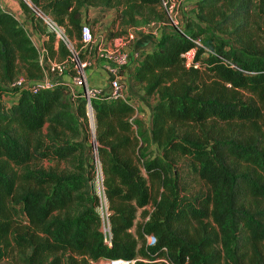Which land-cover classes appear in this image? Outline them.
Instances as JSON below:
<instances>
[{"label":"trees","instance_id":"1","mask_svg":"<svg viewBox=\"0 0 264 264\" xmlns=\"http://www.w3.org/2000/svg\"><path fill=\"white\" fill-rule=\"evenodd\" d=\"M29 1L80 50L86 7L114 8L121 26L159 24L154 49L132 70L156 103L148 130L127 100H91L107 246L82 135L81 123L91 137L86 101L57 83L2 104L18 68L34 80L43 71L25 30L0 8V264H264V0H196L184 27L171 25L161 0ZM39 31L50 58L68 61L65 46L55 53L54 37ZM191 49L197 68L182 57ZM185 170L198 189L188 191Z\"/></svg>","mask_w":264,"mask_h":264},{"label":"built area","instance_id":"2","mask_svg":"<svg viewBox=\"0 0 264 264\" xmlns=\"http://www.w3.org/2000/svg\"><path fill=\"white\" fill-rule=\"evenodd\" d=\"M179 1L181 0H161L162 6L167 12V15L170 18L171 25L174 27L176 26V22L172 19L175 18V14L177 12V7L179 5ZM196 0H193L195 2ZM22 2L34 12L36 17L42 21L47 32L51 34L56 41L65 45L68 49L70 54L69 60L61 63L57 62H48L46 61L47 66H49V72L52 74L62 76L64 75L68 69H72L73 75L71 76L68 82L59 81L54 78H50L46 73L43 74V77L40 80L34 79H27V78H18L17 80L13 81L11 84L7 86V89L10 91H15L14 98L12 99L11 104L16 102L19 94L22 92L27 93H38L44 89H50L57 83H62L66 86L67 90L70 93L71 97H75L76 95H80L86 101V111L88 113L90 119V140H89V147H90V157H91V164L93 166L94 171V185H95V195L98 200V204L96 207V212L99 215L100 219V232L103 236V242L107 245H111V225H110V210L109 204L105 195V189L103 185V174L101 169V163L98 158L97 153V144L94 141V129L92 125V108H91V100L97 99L102 95L108 96L110 99H122L127 100L125 97L124 86L120 80L113 78L110 80L108 85L107 92H103L100 88L89 87L87 84L86 79V71L85 68L87 66L86 63H83L79 60L78 55L73 51L72 48H69L70 41L65 35V31L63 27L59 26L55 21H53L50 17L42 13L37 8L33 7L29 0H22ZM14 17V16H13ZM16 21L17 19L14 18ZM18 22V21H17ZM19 23V22H18ZM20 25V23H19ZM21 26V25H20ZM22 27V26H21ZM23 28V27H22ZM188 40L192 41L188 36L184 35ZM80 41L82 43L83 49L91 50V46L94 43V34L91 30L89 24H82L80 29ZM196 46L202 47V43L200 39L194 40ZM33 45V44H32ZM34 46V45H33ZM35 47V46H34ZM38 53V63L43 71V64L45 51L42 48L35 47ZM195 49H191L190 51L183 54V59L185 62V66L187 68L194 67L197 68L198 66L194 64V56H195ZM98 58L106 63L113 64L117 68H124L129 64V56L124 52H116L110 50H103L98 51ZM130 103V102H129ZM131 104V103H130ZM135 108V106H134ZM150 244L154 243V238L152 236L146 237ZM150 240H152L150 242ZM106 264H133V261H128L124 259H112L107 260Z\"/></svg>","mask_w":264,"mask_h":264},{"label":"rangeland","instance_id":"3","mask_svg":"<svg viewBox=\"0 0 264 264\" xmlns=\"http://www.w3.org/2000/svg\"><path fill=\"white\" fill-rule=\"evenodd\" d=\"M12 1H14L15 4L18 7H21V9H23L22 5L24 3L22 2V0H12ZM7 3H8V0H0V8H1V10L11 14L12 16H14V18H16L13 9L9 8ZM192 7H193V0H181V1H179V5L177 7V12L175 14V18H172L176 22V26L184 27L186 19L192 14ZM98 9H99L100 13L96 17L97 20H94L93 23H92V26H94L93 30H94V33L96 35L94 37L95 38L94 39V43L91 46V50H90L91 52L89 54L85 55L83 58H80V52L83 50V47H81L82 50H80V48H77L76 43L74 41H72L67 36L66 31L63 28L64 31H65V35L67 36V38L71 42L70 45H69V48H72L73 51L78 55L79 60H81L83 63L87 64V66L85 68V71H87V69L92 68V66L96 62V60L99 59L98 58V51L100 52V51H103V50H110V51H116V52H124L127 55H129L130 52L132 51L133 47L135 46V44H137V42L140 41L142 38H146L148 36H154L153 33L160 32V25L156 24V23L149 24V25L137 23L135 25H130V26H121L117 22L114 23V20H115V17H116V10L114 8H104V7L87 8L86 7L82 11L84 13V16H85V24H88V22L93 20V17L89 16L90 11L91 10L92 11L93 10L96 11ZM38 10H40V9H38ZM29 11H30V14L33 15L32 18L36 19L35 21L37 23V28L39 30L43 29V30L47 31V29L45 28V26L42 23V21L39 20L36 17L34 12L32 10H30V9H29ZM40 11L43 13L42 10H40ZM48 17H50V16H48ZM103 20H104V22L107 23L106 26H105L106 23H103ZM93 30H92V32H93ZM103 35L106 36V40L107 41L110 40L109 41V43H110V47L109 48H107L106 46H102L98 42V40L101 37L103 39L105 38V37H103ZM110 35H112V39L110 38ZM216 35L218 37L222 38L223 40H227V41L231 42L232 45L234 44V39H229L227 36L221 35L219 33H217ZM65 48L67 49L66 46H65ZM68 60H69V58H68ZM46 61H47L46 55H44V61L42 62V64H43V72L48 75L49 74V66H47ZM18 78H27L20 68H18V75L15 78V80H17ZM52 78L59 80L60 76L54 74L52 76ZM14 95H15V92H11V93L10 92H8V93L6 92L5 94H3L1 96L2 104H4L6 107H9L11 105L12 99L14 98ZM147 101H151L150 98H147ZM81 124H82V135H83L85 144L88 147L89 146V140H90L89 139V135H88V128H87L86 125L84 126L83 123H81ZM152 149L154 150L155 153H158V150L156 149V147L155 148L152 147ZM87 162H88L89 165L91 164L90 147H89V149L87 151ZM180 162H184V159H181ZM49 165L53 166L55 164L54 163H50V162H45L44 163L45 167H47ZM65 167H67V166L64 163L60 164V168H65ZM68 168L72 169V167L71 168L68 167ZM185 171H186V173H188V176H189L188 179H186V176H183L184 180H186L190 184V188L188 189V191H192V190L198 189V187L195 184L191 183V181H192L191 173L188 172L187 170H185ZM93 182H94V179L92 180V187H93V191L95 193V185H94ZM152 209H153V206L149 205V206L146 207L145 210H146V212H151ZM141 212H142V210H139V212L137 214V218L139 219L138 222H142ZM148 237H150V236H148ZM151 241L152 240H150V242ZM146 242H147V244H150L147 239H146ZM6 263H7V261H4L1 264H6ZM102 264H106V263L103 262Z\"/></svg>","mask_w":264,"mask_h":264},{"label":"crops","instance_id":"4","mask_svg":"<svg viewBox=\"0 0 264 264\" xmlns=\"http://www.w3.org/2000/svg\"><path fill=\"white\" fill-rule=\"evenodd\" d=\"M8 7L13 9L15 16L17 18V21L20 23V25L23 27L25 32L27 33V36L31 40L32 44L37 48H42L45 51L46 59L48 62H58L55 58H49V52L45 46V43L47 41V37L42 34L39 29L37 28L36 19L32 18V14L30 12H26L25 10L21 9V7H18L14 1L8 0L7 3ZM100 13L99 9L96 11H90L89 16L93 17V20L88 22L91 29H94V26H92V23L94 20H97L96 17ZM89 18V17H88ZM103 23L104 22L103 20ZM85 24V16L82 12L81 17V25ZM107 23L105 24V26ZM94 33V30H93ZM154 36H148L146 38H142L140 41L135 44L132 51L130 52L129 56V64L124 68H117L113 64H109L106 62L101 61L100 59L96 60V62L93 64L92 68L87 69L86 71V79L87 84L89 87L94 88H100L103 92H107L108 85L111 79L116 78L121 81V83L124 86V92L126 99L129 100V102L135 106V115L133 118L141 121L145 124L146 128L150 130L151 122H152V108L154 104L156 103V100L154 98H150L151 101H147V97H145L144 92L141 90L140 86L135 83L134 76L132 73L134 63L136 59L139 57V55L142 52H150L154 49V45L156 44L157 40L160 37V32L153 33ZM94 33V37H95ZM104 39L101 37L98 42L102 46H106L107 48L110 47L109 41L106 40V36ZM103 43V44H102ZM60 43L54 39V45H53V51L56 53L58 50V45ZM54 74L49 72L48 76L52 78ZM73 74L69 72H66L64 75L60 76L59 81L68 82ZM58 80V79H56ZM139 90V91H138ZM137 92V93H136ZM139 212V211H138ZM138 218L136 219V222L138 223ZM141 221V220H140ZM106 261H100L98 264H102Z\"/></svg>","mask_w":264,"mask_h":264}]
</instances>
